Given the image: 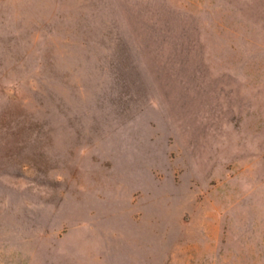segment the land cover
<instances>
[{
    "label": "rangeland",
    "instance_id": "1",
    "mask_svg": "<svg viewBox=\"0 0 264 264\" xmlns=\"http://www.w3.org/2000/svg\"><path fill=\"white\" fill-rule=\"evenodd\" d=\"M0 264H264V0H0Z\"/></svg>",
    "mask_w": 264,
    "mask_h": 264
}]
</instances>
